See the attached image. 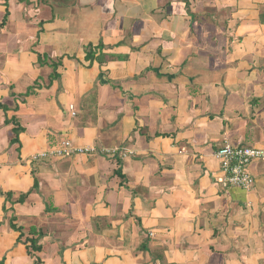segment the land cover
<instances>
[{"label": "crops", "instance_id": "obj_1", "mask_svg": "<svg viewBox=\"0 0 264 264\" xmlns=\"http://www.w3.org/2000/svg\"><path fill=\"white\" fill-rule=\"evenodd\" d=\"M1 105L0 264H264V160L215 158L264 149V0H0ZM65 140L132 155L33 161Z\"/></svg>", "mask_w": 264, "mask_h": 264}, {"label": "built area", "instance_id": "obj_2", "mask_svg": "<svg viewBox=\"0 0 264 264\" xmlns=\"http://www.w3.org/2000/svg\"><path fill=\"white\" fill-rule=\"evenodd\" d=\"M70 110L72 111V115H75L73 107ZM94 154H101L109 158L116 156L127 158L132 155V152L125 153L123 150L118 149L104 151L93 147L80 148L76 147L70 140H65L49 151L36 154L33 156V161L49 157L65 158L71 155ZM215 158L220 166L223 186H231L250 191L253 189L254 179L248 168L251 163L264 160V149L235 147L226 143L215 153Z\"/></svg>", "mask_w": 264, "mask_h": 264}, {"label": "trees", "instance_id": "obj_3", "mask_svg": "<svg viewBox=\"0 0 264 264\" xmlns=\"http://www.w3.org/2000/svg\"><path fill=\"white\" fill-rule=\"evenodd\" d=\"M261 21H263L262 18H261ZM98 49L101 50V49H103V47L101 45H99ZM85 59H86V61H90L91 63L94 60H97V58L95 56L94 48L92 46H88L86 48V57H85ZM44 65L49 66L53 70V72H52V74L50 76V82H52L53 80H57L59 78V74L57 73V70H58V68L60 66H62L61 59L53 61V60H50L47 56L38 55V66L41 67V66H44ZM100 83L101 84H112L110 81H101ZM0 107L4 111L7 110L4 105H1ZM5 124L14 126L13 133L15 134V136H16L15 138L16 139L12 140V143H18L19 142L18 136H19L20 133H22L24 131L23 128L20 127V124L18 123V121L16 119H11V120L6 119L5 120ZM118 150H122V149H118ZM71 156H74V155H71ZM67 157H70V156H67ZM118 157H121V156H116V157H114V159L118 158ZM116 175L119 178H121V180L125 179V177L122 176V173L120 172V170L116 171ZM121 183L123 184V181ZM34 188L35 189L37 188L36 183L34 185ZM27 195L28 194L20 195V197L16 201L18 203H22L26 199ZM12 197H13L12 193H7L6 194V200L11 201ZM46 211L47 212L51 211V212H55V213L57 212L55 209H53V208H51L49 206H47ZM13 219L14 218H12V220ZM12 229L21 233L19 238H18V241L20 242V240H22V237H23L21 229L16 227L13 223H12ZM30 235H31L30 238L25 240V244L27 245V249H28L29 255H32V254L38 253V252H40L42 250V247L39 244V240L42 237V234L39 231H37V229L33 228V229L30 230ZM39 263H40V261L37 260L34 264H39Z\"/></svg>", "mask_w": 264, "mask_h": 264}, {"label": "rangeland", "instance_id": "obj_4", "mask_svg": "<svg viewBox=\"0 0 264 264\" xmlns=\"http://www.w3.org/2000/svg\"><path fill=\"white\" fill-rule=\"evenodd\" d=\"M53 207H54L53 209H55L57 211L56 213H60L61 212V210L59 208H57L55 206H53Z\"/></svg>", "mask_w": 264, "mask_h": 264}]
</instances>
